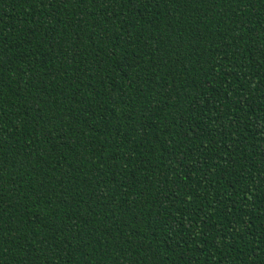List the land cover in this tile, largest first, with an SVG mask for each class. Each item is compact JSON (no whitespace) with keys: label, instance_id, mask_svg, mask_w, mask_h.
<instances>
[{"label":"trees","instance_id":"trees-1","mask_svg":"<svg viewBox=\"0 0 264 264\" xmlns=\"http://www.w3.org/2000/svg\"><path fill=\"white\" fill-rule=\"evenodd\" d=\"M0 264H264V0H0Z\"/></svg>","mask_w":264,"mask_h":264}]
</instances>
